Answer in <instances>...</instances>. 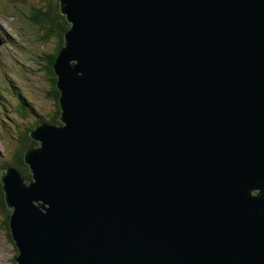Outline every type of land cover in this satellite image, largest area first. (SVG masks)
<instances>
[{"label":"water","instance_id":"1","mask_svg":"<svg viewBox=\"0 0 264 264\" xmlns=\"http://www.w3.org/2000/svg\"><path fill=\"white\" fill-rule=\"evenodd\" d=\"M60 9V122L1 173L17 263L264 264V0Z\"/></svg>","mask_w":264,"mask_h":264},{"label":"rangeland","instance_id":"2","mask_svg":"<svg viewBox=\"0 0 264 264\" xmlns=\"http://www.w3.org/2000/svg\"><path fill=\"white\" fill-rule=\"evenodd\" d=\"M24 2L0 0V101L9 112L5 115L0 107V171L2 162L13 159L21 148L20 134L36 121L49 119L55 105L47 93L51 81L44 55L55 54L60 36L44 40L41 26L32 21L29 12L32 7L46 11L48 7L43 6L51 3ZM24 105L28 117L20 114L25 113ZM9 211L0 203V264H15L18 254L9 238Z\"/></svg>","mask_w":264,"mask_h":264},{"label":"trees","instance_id":"3","mask_svg":"<svg viewBox=\"0 0 264 264\" xmlns=\"http://www.w3.org/2000/svg\"><path fill=\"white\" fill-rule=\"evenodd\" d=\"M21 1V0H18ZM25 1L24 3H27L29 0H23ZM33 1V0H31ZM35 1H42V0H35ZM46 2L51 3L50 6H43V7H48L46 8L44 11L41 8H35L32 7L29 12L31 13L30 18L32 19L33 22H35L36 24L41 26V31L42 33H44L43 39L44 40H49L50 37H58L60 36V41H59V45H58V49L55 52V54H53V56L51 54L46 53L44 55V57L46 58V69H47V73L49 74L50 77V81H51V85L50 88L48 90V95L50 98H52V100L54 101V112L53 114L49 117V119L45 120V121H36L35 123H33V125L31 126V128H29L28 130H26V132H23L20 134V146L21 148L18 149L17 154L15 157H13V159H10L8 161H3L2 162V168L1 170H4L5 168H15L17 171H19L20 173H22V175L27 179V180H31L32 176L29 173L28 170V166L26 165L25 161H24V155L25 152L31 148V147H36L38 146V142L33 140L30 133L33 129L36 128L37 125L44 123V124H48V125H52V124H58L59 121V117H60V113H61V109L59 106V97H60V92L57 88L56 82H57V77L54 71V64L55 61L58 57V54L63 46V41H64V35L65 33L69 30L70 28V24L67 21L66 17L64 15H62L61 10H60V4L58 2V0H43ZM10 2V0H5V3ZM11 5V3H10ZM46 33H45V31ZM25 115L28 114V112L24 113ZM23 115V114H21ZM0 203H1V207L4 206L5 204V200H4V193H3V189H2V185L0 182ZM9 226V225H7ZM8 231H9V238L10 240L14 243L13 238H12V234L11 231L8 227Z\"/></svg>","mask_w":264,"mask_h":264}]
</instances>
